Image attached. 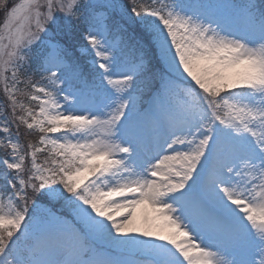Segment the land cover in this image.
I'll return each mask as SVG.
<instances>
[{
    "label": "snow or ice",
    "instance_id": "1",
    "mask_svg": "<svg viewBox=\"0 0 264 264\" xmlns=\"http://www.w3.org/2000/svg\"><path fill=\"white\" fill-rule=\"evenodd\" d=\"M0 14V264H264V0Z\"/></svg>",
    "mask_w": 264,
    "mask_h": 264
},
{
    "label": "rangeland",
    "instance_id": "2",
    "mask_svg": "<svg viewBox=\"0 0 264 264\" xmlns=\"http://www.w3.org/2000/svg\"><path fill=\"white\" fill-rule=\"evenodd\" d=\"M0 17H3V15L0 14ZM2 100H3V95H2V93H0V101H2Z\"/></svg>",
    "mask_w": 264,
    "mask_h": 264
},
{
    "label": "trees",
    "instance_id": "3",
    "mask_svg": "<svg viewBox=\"0 0 264 264\" xmlns=\"http://www.w3.org/2000/svg\"><path fill=\"white\" fill-rule=\"evenodd\" d=\"M2 21H3V17H0V23H2Z\"/></svg>",
    "mask_w": 264,
    "mask_h": 264
}]
</instances>
